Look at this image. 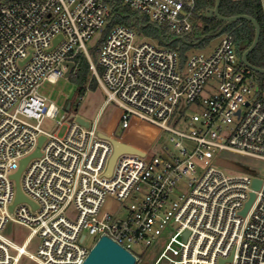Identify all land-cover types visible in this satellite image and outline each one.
I'll return each instance as SVG.
<instances>
[{
    "label": "built area",
    "instance_id": "1",
    "mask_svg": "<svg viewBox=\"0 0 264 264\" xmlns=\"http://www.w3.org/2000/svg\"><path fill=\"white\" fill-rule=\"evenodd\" d=\"M198 1L0 0V264H83L102 236L134 264H264V83L242 63L231 34L181 64L176 50L116 24L96 48L100 72L85 44L117 5L174 35L189 32L203 12ZM80 52L90 70L82 86L95 77L103 105L120 108L121 127L137 117L167 131L171 147L119 154L106 175L112 146L97 121L66 122L38 92L64 75L67 62L75 72ZM191 104L200 112L187 116L181 107ZM44 118L66 122L64 134L42 129ZM41 136L39 155L19 175L27 200L15 201L13 175ZM109 193L131 199L123 217L101 211ZM10 223L29 230L23 241L8 236ZM137 244L141 254L132 250Z\"/></svg>",
    "mask_w": 264,
    "mask_h": 264
},
{
    "label": "rangeland",
    "instance_id": "2",
    "mask_svg": "<svg viewBox=\"0 0 264 264\" xmlns=\"http://www.w3.org/2000/svg\"><path fill=\"white\" fill-rule=\"evenodd\" d=\"M99 37L100 33H96L90 40L85 42L91 56L93 54L91 49L96 44ZM220 38V34L214 35L206 44L193 46L189 52L206 54L219 43ZM137 40H142V36H138ZM93 62L96 66L97 63L94 59ZM89 74L90 70H88L85 77ZM93 78L95 77L92 76L91 79L89 78L90 81L86 83V85L88 84L87 88L82 86V81L81 86L84 88V92H82V94H79L78 81L65 75L59 77L56 82L53 83L49 81L41 82L38 86V92L44 96L48 102H52L56 105L60 114H66V122L77 116L83 118L89 123H93L96 120L97 130L99 132L110 135L113 138L127 144L136 146L146 151L148 154L159 151L163 145L171 147V144H169L170 134L167 133V131L137 117H131L129 120V126L127 128H122L119 121L121 110L118 105L113 101H110L107 105H103L106 99V93L99 85L95 89L89 88ZM68 104V109H66ZM181 108L184 109L185 115L187 116L200 112V108L194 104L188 106L184 105ZM66 122L63 125H58L54 119L44 118L42 120L41 127L45 131L54 132L61 136L66 131ZM168 124L170 126H176L178 129H184L183 126L174 125L173 119L170 120ZM221 163L224 164V161ZM197 167L200 172V164H198ZM226 172L232 173V171L228 170ZM130 201L131 199H126L124 201L118 200L115 195L109 193L105 197L101 206V211L109 212L113 216L123 217L126 214L127 206ZM70 212H73L72 209H70ZM5 231L8 236L18 242L23 241L29 233V230L26 227L14 223L8 224ZM84 233L87 236L85 242L91 245L95 238L87 235L86 231H84ZM132 250L137 254H141L142 245H134ZM23 264L34 263L25 261Z\"/></svg>",
    "mask_w": 264,
    "mask_h": 264
},
{
    "label": "trees",
    "instance_id": "3",
    "mask_svg": "<svg viewBox=\"0 0 264 264\" xmlns=\"http://www.w3.org/2000/svg\"><path fill=\"white\" fill-rule=\"evenodd\" d=\"M214 5V0H199L197 9L203 10L200 15H195L196 24L189 32L180 35H174L165 26L152 23L147 16L141 15L131 10L127 6L117 5L113 7L111 17L107 25L102 30L96 44L92 47V59L97 60L96 48L100 42L109 33L110 29L116 24H125L132 26L137 34L147 40L153 41L159 46L174 49L178 52L180 63L183 64L187 58V53L193 46H201L208 42L213 34H223L228 32L231 34L235 49L239 55L251 44L254 37V27L251 22L240 19L236 20L222 28L223 22L216 16H205V10ZM218 12L223 16H233L237 14H246L253 17L260 28L258 42L253 50L247 55L249 63L256 67L264 68V16L261 13V7L258 0H245L233 2L230 0H220ZM199 23V24H198ZM222 28V29H221ZM216 34V35H217ZM198 41L197 43H194ZM75 72L70 71L68 77L78 81L79 94L84 92L81 83L89 70V63L83 53H78L75 58ZM98 72L99 65L96 64ZM259 80L264 83V74L258 73ZM98 86L95 78L90 83L91 89Z\"/></svg>",
    "mask_w": 264,
    "mask_h": 264
},
{
    "label": "water",
    "instance_id": "4",
    "mask_svg": "<svg viewBox=\"0 0 264 264\" xmlns=\"http://www.w3.org/2000/svg\"><path fill=\"white\" fill-rule=\"evenodd\" d=\"M219 4H220V0H214L213 7L207 8L205 10V16L206 17H210L211 15L216 16L219 20L223 22L222 28L240 19H245L251 22L254 27V37H253L251 44L241 53V61L244 65L251 68L253 71L264 74V68L256 67L252 65L251 63H249L247 60V55L253 50V48L256 46L258 42L260 28H259L257 21L253 17L246 15V14H237L233 16L220 15L218 12ZM217 33L218 32L214 33L213 35H216ZM66 65H67V69L64 72V75L68 76L70 73V69L73 66V63L67 62ZM68 106L69 104L67 105L66 109H68ZM75 119L78 123L82 124L83 126L87 127L89 124L88 121L84 120L83 118L79 116L75 117ZM98 135L104 139H107L111 143V146H112V152L109 157L108 164H107L106 175H109L111 173L116 157L119 154H122V153H130V154H138V155L144 154V152L138 147L122 142L118 139L113 138L110 135L104 134L102 132H99ZM43 138H44L43 136L39 138L38 146L36 150L32 153V155L24 158L21 161L20 169L13 175V179L15 182V189H16L15 201L27 200L23 196L20 190V187H19L20 171L24 167V165L26 164L27 160L30 157H35L39 155V146ZM259 185H260V180H254V183H253L254 188H258ZM253 197H254V193H250V197L248 201L245 203V207L241 212L242 214H245L247 208L252 202ZM134 263H135V258L130 252H128L127 250H125L120 245L116 244L110 238L106 236H102L98 239V241L91 248V250L89 251L87 257L85 258L83 262V264H134Z\"/></svg>",
    "mask_w": 264,
    "mask_h": 264
}]
</instances>
